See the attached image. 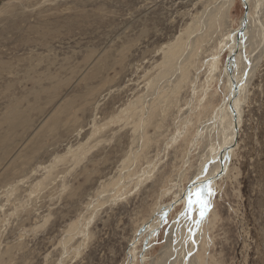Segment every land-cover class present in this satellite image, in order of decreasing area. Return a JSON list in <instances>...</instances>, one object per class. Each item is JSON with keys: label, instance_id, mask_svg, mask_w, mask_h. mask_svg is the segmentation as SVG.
<instances>
[{"label": "rangeland", "instance_id": "1", "mask_svg": "<svg viewBox=\"0 0 264 264\" xmlns=\"http://www.w3.org/2000/svg\"><path fill=\"white\" fill-rule=\"evenodd\" d=\"M204 2L0 0V119L12 105L23 115L7 140L12 146L5 160L0 152V171L34 152L13 174L14 186L0 189L2 264H145L144 256L149 262L161 257L182 201L168 210L139 260L147 224L187 191L199 168L196 153L204 140L195 138L203 117L193 106L192 83L200 86L196 103L204 114L214 113L230 94L221 81L228 52L217 65L211 62L222 50L226 20L214 24L212 36L198 38L179 89L161 91L168 94L141 131L134 129L141 118L133 102L165 65L164 52L173 48V61L180 62V47ZM244 12L236 0L229 26L237 27ZM215 66L218 75L211 79ZM247 91L234 156L228 173L218 176L223 180L204 226L203 264H264V53ZM58 121L53 132L41 135ZM7 132L1 121L0 135ZM126 163L133 168L124 175ZM103 190H113V200H104Z\"/></svg>", "mask_w": 264, "mask_h": 264}, {"label": "bare ground", "instance_id": "2", "mask_svg": "<svg viewBox=\"0 0 264 264\" xmlns=\"http://www.w3.org/2000/svg\"><path fill=\"white\" fill-rule=\"evenodd\" d=\"M205 2H207V4H204L205 9L201 12V14H199L196 17V19H194V21L190 25V29L187 30L189 31L187 35L188 41L186 45H182L180 47L182 51L180 62L178 63L179 59L177 61H173L174 56H172L173 52H171L173 48H171L169 52H164L165 59H166L165 65L163 66L161 63L160 71L156 73L157 75L154 76L152 81H149V83H147V87H146L147 91L143 94H140L139 97L137 96V99L134 100L133 103H136L135 110L139 111V115L141 118V122L134 129L135 131H141L142 128L143 129L146 128L148 122L153 121V119L155 118L154 113H157V109L155 110V107L161 104L164 101V98L168 94V93L163 94L161 92L162 90L166 88H170V87H171V90L173 91L179 89L180 84L182 83V74H183L182 69L185 68V65L187 64L190 56L192 55V52L196 47V42L198 38L204 36V34L206 33L208 34L209 32L211 33L210 35L212 36L213 34L212 28L214 24L216 23L218 24L220 22V19L222 18L226 20L225 24H228L226 25V27L223 28L221 35L219 37V47L222 50H220L215 56H213V58H211L212 59L211 62H213L214 65H217L218 63L217 58H219L225 51L228 52L227 56L229 55V58L226 60V65L224 67V69H226L225 76L222 77L223 79H221V81L223 82L227 81L225 84H223V87L228 88V91L230 92V94H229V97L227 96V98L224 100V102L221 105H219L218 107L216 106L217 108H215L214 113L204 114L206 110L204 112H202V110H204L205 107H203V105L200 104V101L198 105L196 103V100H197L196 94L198 90H200L199 89L200 86L196 82L192 83L193 84L192 86L194 88L193 106H195L196 112L197 110H199V108L201 109L200 113L202 114V117H203V118L198 119L199 128L196 131V138H195V140L199 141V143L202 141V139L204 140V142L202 141L203 143H202L201 148H199L196 153L197 159L200 160L199 168L196 167L197 170L192 172V174L190 175L189 177L190 185L188 186L187 191L178 192L177 198H174L171 204L164 207V209L162 210L158 209L157 210L158 212H155L157 214L154 217H158V219L156 220L157 222L154 221V223L149 222L147 224L149 226L150 232L147 235V237L144 238L143 240L142 250L140 252L141 254H139V260H142L143 255L148 249V242L151 243L150 241H151L153 233L157 232V230L160 228V224H162L163 223L162 221H164L165 218L167 217V214L169 212L168 210L173 209L176 203H179L180 201H182L184 203V207H183V210L180 211V213L187 212V201H188L189 194L191 193L192 198L195 199V193L197 192V190H199L202 197L207 201L209 208L206 211L203 219L200 218V215L198 217L196 215L197 208H199L198 205H197L198 206L197 208L194 205V208L196 210L192 212L191 216H188V215L182 216L179 213V217L174 219V222L166 230V235H165L166 243L160 253L161 257L153 258L149 262L150 259H148V256H144V259H146L145 264H203V262L201 263L200 261V258L202 257L200 255L201 254L200 249L202 248L203 243L206 242L204 241L205 240L204 226L208 221L211 222L210 217H209L210 216L209 212L213 207L214 188L216 185L219 184L221 180H223V177H218V176H221L223 173L227 172L228 162L232 161L231 160L232 156H234L233 154H234L235 146L237 144L236 140L238 138L239 126L242 121L244 105L246 103L245 99H246L247 92H248L247 91L248 86L255 75V72L257 70V67L261 59L263 58V53H264V0H242V3L245 7V12L243 16L241 17L239 21V25L237 27L229 26L230 24L229 14L236 0H205ZM210 29L212 31H210ZM214 33H215V29H214ZM177 63L178 65L174 66V64H177ZM164 67L165 69L164 71H162ZM172 67H174L175 73ZM213 68H214L213 71L215 73L211 75L210 77L211 79H214L215 76L218 75V70H219L217 66ZM233 69H234V73H233ZM93 76L95 75L93 74ZM196 80H198V77L195 78V81ZM55 88H52V89L55 90ZM202 88L204 89V87ZM44 90H47V89L44 88ZM169 93H172V92H170L169 90ZM205 97L207 96L205 95L201 99V102L202 100L205 99ZM173 101L175 102V100ZM67 107L66 109H68ZM68 111L69 109L67 110V112ZM126 114L128 113L126 112ZM22 116L23 115L19 111V109H16L12 105L9 107L7 113L4 116H2V118L0 119V125H1V121L4 124L7 123V129H8L6 136L0 135V152L2 154L1 158H3L4 160L6 159L7 154L11 152V146H12L11 144H9L7 140L8 138H10L12 134L11 132H13L14 129L17 127L18 117H22ZM165 116H166V113H165ZM185 122L188 123L191 121H185ZM60 123L61 122L58 121L57 125L55 124V122H51L50 124L46 125L41 135H45V134L47 135L48 132L55 130L60 125ZM182 135L183 133L181 132L178 133L174 137V142L180 141L181 140L180 138H182ZM138 139H134V142L136 143V140ZM193 143L197 144V142H193ZM133 147L138 148L137 144L133 145ZM33 153H34L33 150H30V152H28L27 154L24 153L23 160H21L22 157L21 158L19 157V160H21V162L20 161L19 163L15 162L13 165H11L12 164L11 163L5 168L3 172L0 171L1 176H2V173H4L5 175L4 180H3L4 183L0 185V189L1 188L4 189L5 187H7L6 189H4V191L6 192L9 191L10 188L8 187L10 184H12L11 182H13L15 178V175L13 174L16 173L17 169H21L22 166L25 165L26 160L30 159ZM133 155L135 156V152L132 153L131 156L129 157L130 160H133ZM135 162H136L135 160L132 161L133 166ZM126 165L128 164L126 163ZM132 165L130 164L128 165L130 166V168L123 173L124 175L126 173L128 174L129 170H132L131 169L133 168ZM186 171H189V170H186ZM124 181L125 180H121L120 185L124 184L125 183ZM19 182H21V179ZM120 185L114 189L116 193L117 191H119L118 189L119 187H121ZM12 186L14 185L12 184ZM11 191L13 192V190ZM10 195L11 194H9V196ZM12 195L14 194L12 193ZM112 196H113V190H107V191L103 190L102 191V198L104 200L111 201L113 200ZM7 199H8V196H7ZM15 201H16V198H15ZM15 204H13V206ZM10 208H12V206ZM197 220L199 221V224L195 222ZM0 234H1V230H0ZM63 244H65L63 249L65 250L64 254H66L67 252L66 248L68 249L67 242H64ZM61 257L62 255L60 256V259ZM0 264H2L1 261H0ZM59 264H62V263H59Z\"/></svg>", "mask_w": 264, "mask_h": 264}, {"label": "snow or ice", "instance_id": "3", "mask_svg": "<svg viewBox=\"0 0 264 264\" xmlns=\"http://www.w3.org/2000/svg\"><path fill=\"white\" fill-rule=\"evenodd\" d=\"M194 205H198V211L200 218L203 219L205 216L206 211L209 208V205L207 201L202 197L201 193L199 190L195 193V199L192 198V194H189L188 201H187V212H181L180 215H188L191 216L192 212L196 210L194 208ZM197 224H199V221H195Z\"/></svg>", "mask_w": 264, "mask_h": 264}, {"label": "water", "instance_id": "4", "mask_svg": "<svg viewBox=\"0 0 264 264\" xmlns=\"http://www.w3.org/2000/svg\"><path fill=\"white\" fill-rule=\"evenodd\" d=\"M229 58V55H228V57H227V59Z\"/></svg>", "mask_w": 264, "mask_h": 264}]
</instances>
